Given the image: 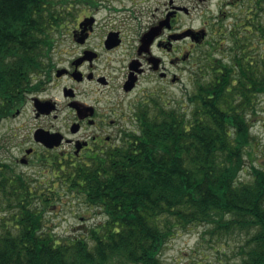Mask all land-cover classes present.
Here are the masks:
<instances>
[{
    "label": "trees",
    "instance_id": "1",
    "mask_svg": "<svg viewBox=\"0 0 264 264\" xmlns=\"http://www.w3.org/2000/svg\"><path fill=\"white\" fill-rule=\"evenodd\" d=\"M65 3L0 0V120L39 87ZM263 15L256 9L219 28L225 39L200 50L189 109L154 96L121 145L92 166L52 172L53 188L6 173L12 168L0 159V190L19 209L0 231V264H166L167 241L203 223L245 241L235 264H264V166L252 164L251 179H241L256 139L250 116L264 93ZM58 185L99 207L105 223L64 240L45 229L35 199L53 200Z\"/></svg>",
    "mask_w": 264,
    "mask_h": 264
},
{
    "label": "flooded vegetation",
    "instance_id": "2",
    "mask_svg": "<svg viewBox=\"0 0 264 264\" xmlns=\"http://www.w3.org/2000/svg\"><path fill=\"white\" fill-rule=\"evenodd\" d=\"M211 5L218 7L216 15ZM226 6L237 8V14L255 13L264 0H67L63 46L56 50L53 43L37 75L39 87L0 120L1 125L30 110L39 123L24 141L12 140L9 147L1 142L8 152L3 162L47 172L92 166L122 144L129 122L138 129L137 119L151 99L164 98L163 85L179 82L181 65L193 69L195 52L222 36ZM196 11L210 12L199 28ZM183 15L191 21L184 24ZM185 40L188 45L181 47ZM49 119L63 126L70 122L64 130Z\"/></svg>",
    "mask_w": 264,
    "mask_h": 264
},
{
    "label": "rangeland",
    "instance_id": "3",
    "mask_svg": "<svg viewBox=\"0 0 264 264\" xmlns=\"http://www.w3.org/2000/svg\"><path fill=\"white\" fill-rule=\"evenodd\" d=\"M225 9L228 10V13L224 17V23L229 28L231 27L230 25L236 21L237 17L243 16L245 18L253 13L252 11L245 10L237 14V8H232L231 6H226ZM218 12V7L211 5V13L216 15ZM231 12L232 14H230ZM233 13H236L237 16H234ZM203 14L199 15V12L196 11L192 15L195 17L194 25L198 26V28L203 24V16H210L209 11ZM192 16L187 17L183 15V23L186 24L191 21L190 19ZM262 17L264 19V15ZM210 19H212V16ZM211 32H213L212 29ZM52 36L57 48L56 50L60 49L63 46L65 31L56 27L52 32ZM210 39L211 35L208 40ZM256 42L255 40V47H257ZM228 43L229 42L226 44L228 45ZM180 45L181 47L188 45L187 40L180 42ZM205 47H207V45L203 48ZM199 52V50L195 52L194 60L192 59L191 61L192 64H194V62L196 63L195 60ZM223 53L227 55L228 51L224 50V52H219L217 55L221 56ZM184 65H181L179 82L172 86H170V84H164L162 89L165 91L163 93L165 94L164 96L166 99L168 98L172 104L176 105L177 103H183V107L189 109L190 104L187 98L189 93L194 89V82H192L193 74L190 72L192 71V69H189L190 65L186 68ZM55 94L59 96L58 91H55ZM256 100V113L250 116L252 133L255 135L256 139L252 141V145L247 149L245 167L241 172V179L247 182L251 179L249 172L251 171L252 164L264 166V93L258 95ZM49 120L55 123L56 126H63L61 120ZM69 122L70 121L62 127L64 130H66ZM38 123L39 119H34L33 113L30 110L23 113L19 119L3 120V123L0 125V146L1 142H3L2 145L9 147L11 146L12 140L24 141V134L28 133ZM128 127L131 129L136 128V126L132 125L130 122ZM7 155V150L1 147L0 158L3 159ZM10 160L13 161L12 158ZM9 164L12 166V169L11 171L8 170L6 173L10 175L14 173L17 175L21 174L29 179L32 184L41 183L43 186L47 185L49 188H53L51 187L53 182H56V184L58 183L57 179L52 177L54 175H52L51 171H44V169L39 166ZM45 190H47V188H45ZM54 194V199L48 203H43L39 199H35V203L38 208L43 211L44 228L54 232L61 240L75 236L87 237L89 236L90 229L100 228L105 223L104 221L107 220L103 211L99 207L90 205L80 193L69 191L58 185V187L54 188ZM16 212H19L16 202L13 199H8L6 193L0 190V231L11 226ZM214 226V223H203L198 226H190L188 230L181 229L179 234L167 241L161 254L164 262L166 264H235L241 259L239 256L240 245H243L245 241L229 232L221 236H219L218 233H212L211 230H216ZM88 240L91 244L93 243V240L89 237Z\"/></svg>",
    "mask_w": 264,
    "mask_h": 264
}]
</instances>
